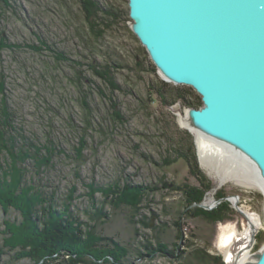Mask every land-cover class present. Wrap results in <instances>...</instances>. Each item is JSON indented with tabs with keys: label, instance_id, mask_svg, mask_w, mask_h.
I'll use <instances>...</instances> for the list:
<instances>
[{
	"label": "rangeland",
	"instance_id": "obj_1",
	"mask_svg": "<svg viewBox=\"0 0 264 264\" xmlns=\"http://www.w3.org/2000/svg\"><path fill=\"white\" fill-rule=\"evenodd\" d=\"M105 1L120 10L121 17L99 40L92 41L86 38L78 0H0V43H7L0 48V77L4 82L0 100L4 96L12 124L5 137L15 138L17 148L30 142L42 147L43 154L45 148L55 149L51 161L37 170L34 159L26 160V179L39 189L54 193L60 203L63 199L69 201L70 209L83 221L88 220L87 211L102 206L109 218L98 224V232L129 247L128 264H200L191 258L198 249L223 260L224 247L222 251L217 248L218 237L220 243L225 230L231 227L241 230L246 222L233 207V195L240 197L237 204L241 208L259 213L261 227L256 240L258 233L264 234L261 190L259 186L221 182L201 164L194 134L180 126L178 115L168 107L170 104L164 103L154 90L147 92L149 83L157 78L149 56H145L138 40L126 28L127 0ZM32 44L43 49L35 50ZM54 49L63 51L70 60L55 62ZM84 55L98 63L114 60L128 65L114 66L121 88L113 90V100L125 118L123 122H114L109 116L111 102L98 88L104 90V95L110 89L89 70V58ZM136 56L138 65H135ZM73 61H83L84 76L93 80L91 84L84 80L86 101L92 113L82 156H78L77 148L85 126V110L81 103L83 97L73 80ZM171 89V84L167 85L169 98ZM177 101L182 111L188 107L181 98ZM186 152L195 154L199 168L213 185L198 206L215 209L219 204L212 209L204 206L212 199L219 200L216 193L222 190L225 196H231L229 218L217 222L204 216L184 218L182 239L178 240L174 221L185 203L174 187L142 196L136 213L127 204L114 209L103 202L106 188L115 182L155 184L164 177L173 186L186 183L200 188V182L190 173L182 157ZM6 157V151L0 150V164H5ZM136 229L138 236H135ZM148 241L158 248L174 243L177 252L184 251V254L181 258L161 253L141 257L136 251L147 253L142 243ZM8 257L9 254L5 255L4 260Z\"/></svg>",
	"mask_w": 264,
	"mask_h": 264
},
{
	"label": "trees",
	"instance_id": "obj_2",
	"mask_svg": "<svg viewBox=\"0 0 264 264\" xmlns=\"http://www.w3.org/2000/svg\"><path fill=\"white\" fill-rule=\"evenodd\" d=\"M78 2L87 29L86 38L92 41L99 40L106 29L112 28L121 17V11L117 10L114 5H109L105 0L104 3L100 0H78ZM126 28L138 40L135 34L128 27ZM42 44L46 46V42L42 41ZM92 44L95 45V43ZM6 45L7 43L2 42L0 48ZM140 46L145 56L148 57V53L141 43ZM31 47L39 51L43 49L40 45L32 44ZM47 48L51 49L52 47L47 46ZM53 54L57 63L70 60L61 50L54 49ZM86 56L89 58L88 55H84V58ZM138 63L136 56L135 65ZM83 65V61H75L72 65L73 80L83 97L81 103L85 110V126L82 130L80 146L77 148L78 156H82V150L85 148L84 135H86L91 124L92 113L86 101L84 80L90 84L93 80L84 76ZM87 65L93 75L103 81L110 89L109 93L104 95V90L101 87L98 88L99 92L103 96H107L111 102L109 116L114 122H123L125 118L120 110L116 109V101L113 100V90L121 88L114 75V66L126 64H119L114 60L98 63L94 58H89ZM151 67L157 81L149 83L148 93L154 90L166 104H172L181 98L187 106L199 107L202 105L200 96L192 87L165 82L156 73V68L152 62ZM169 84L172 88L170 98L166 91ZM89 90H91L90 87ZM3 92L4 82L1 76L0 94ZM139 101L144 103L143 98H139ZM8 110L3 96L0 100V150L6 151L7 157L5 164H0V264H19L20 261H25L26 264H128L129 247L122 246L112 236L102 235L98 232V224L109 218L102 206L87 211L88 220L83 221L70 209L69 201L63 199L60 203L54 193L49 194L42 188L39 189L32 181L28 182L26 179L27 166L24 164L26 160L28 158L34 159L37 170L42 165L47 164L46 162L51 161L55 149L51 146L45 148L46 153L43 154L42 147L30 142H24L25 144L17 148L15 138L8 140L5 137L7 130L12 127L11 114ZM182 157L187 162L190 173L200 182V188L186 183L173 186L165 181L164 177H161L160 182L155 184H131L127 182L120 185L115 182L106 188L108 191L104 192L105 201L103 202L108 203L114 209L121 204H127L136 213L140 209L137 202L141 200L142 196L174 187L173 189L179 191L185 203L184 210L179 212L177 220L174 221L177 230L176 239L178 240L182 239V220L184 218L204 216L211 222L229 218L232 209L226 200H222L213 210H205L198 206L204 193L213 185L199 168L195 154L186 152ZM155 164L161 165L157 162ZM216 194L219 199L225 197L222 190H218ZM141 222L148 225L147 222ZM138 235L136 229L135 236ZM157 241L160 242L159 239ZM260 242H264V234L258 233L253 248L257 249L261 245ZM142 244L149 253H143L138 249L136 252L141 257L161 253L170 257L181 258L184 254V251L177 252L173 247L174 243L169 245L170 248L167 244L159 246V248L154 247L150 241ZM7 254L9 257L4 260V256ZM190 256H192L191 253ZM191 258H196L200 264H223L221 257L210 255L205 249L196 250Z\"/></svg>",
	"mask_w": 264,
	"mask_h": 264
},
{
	"label": "water",
	"instance_id": "obj_3",
	"mask_svg": "<svg viewBox=\"0 0 264 264\" xmlns=\"http://www.w3.org/2000/svg\"><path fill=\"white\" fill-rule=\"evenodd\" d=\"M127 4L128 27L159 77L190 86L201 98V106L183 111L178 101L168 105L180 126L182 116L183 128L194 134L198 158V135L230 151L260 183L264 216V0H127ZM233 197L238 202V195ZM230 198L222 200L231 202ZM233 207L245 216L238 204ZM251 213L257 215L258 225L245 242L246 256L240 239L225 255L218 237L223 264H264V242L253 249L260 215Z\"/></svg>",
	"mask_w": 264,
	"mask_h": 264
},
{
	"label": "bare ground",
	"instance_id": "obj_4",
	"mask_svg": "<svg viewBox=\"0 0 264 264\" xmlns=\"http://www.w3.org/2000/svg\"><path fill=\"white\" fill-rule=\"evenodd\" d=\"M181 117L179 120L184 127V121H182ZM197 143L201 164L208 170L212 171L215 174V177H217L221 182L232 181L236 184L247 187H260V183L252 176L251 170L247 167L240 166V164L234 160L232 153L225 147L217 144L213 140L203 137L202 135L197 136ZM233 198L234 199H232V203L236 205L238 203L237 198ZM240 210H242V212L245 214L244 217L246 222L243 228L238 230L231 227L229 231L225 230L221 235L222 237L220 243L221 246L224 247L225 255L228 254L232 245L240 239V241L243 243V245L241 243L240 248L244 249V255L246 256L247 251L245 250V242H248L251 239L254 230L257 228V215L241 207Z\"/></svg>",
	"mask_w": 264,
	"mask_h": 264
},
{
	"label": "built area",
	"instance_id": "obj_5",
	"mask_svg": "<svg viewBox=\"0 0 264 264\" xmlns=\"http://www.w3.org/2000/svg\"><path fill=\"white\" fill-rule=\"evenodd\" d=\"M239 201H240V197L238 196V202ZM221 202H222V198L219 200L212 199L211 203L209 205H205L204 207H206L207 209H212V208L216 207Z\"/></svg>",
	"mask_w": 264,
	"mask_h": 264
}]
</instances>
